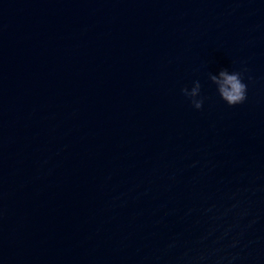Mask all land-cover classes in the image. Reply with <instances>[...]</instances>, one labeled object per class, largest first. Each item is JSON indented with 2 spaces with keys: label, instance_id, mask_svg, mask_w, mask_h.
I'll return each mask as SVG.
<instances>
[{
  "label": "water",
  "instance_id": "water-1",
  "mask_svg": "<svg viewBox=\"0 0 264 264\" xmlns=\"http://www.w3.org/2000/svg\"><path fill=\"white\" fill-rule=\"evenodd\" d=\"M0 264H264V0H0Z\"/></svg>",
  "mask_w": 264,
  "mask_h": 264
},
{
  "label": "clouds",
  "instance_id": "clouds-1",
  "mask_svg": "<svg viewBox=\"0 0 264 264\" xmlns=\"http://www.w3.org/2000/svg\"><path fill=\"white\" fill-rule=\"evenodd\" d=\"M210 79L218 85V96L228 106H235L245 101L247 85L242 82L241 72L234 71L232 74H228L226 71H221L219 80L216 77ZM200 88L199 82H195L191 92L187 88L181 89V92L189 99L192 107L196 110L201 109L203 104V98L194 99L199 95Z\"/></svg>",
  "mask_w": 264,
  "mask_h": 264
}]
</instances>
